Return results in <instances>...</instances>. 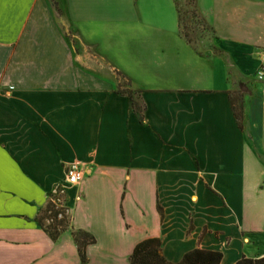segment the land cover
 I'll use <instances>...</instances> for the list:
<instances>
[{
	"label": "crops",
	"instance_id": "crops-1",
	"mask_svg": "<svg viewBox=\"0 0 264 264\" xmlns=\"http://www.w3.org/2000/svg\"><path fill=\"white\" fill-rule=\"evenodd\" d=\"M195 11L211 37L189 44L174 0H0V264H81L72 230L96 240L87 264H129L150 238L172 263L264 256V0ZM49 202L71 220L56 241Z\"/></svg>",
	"mask_w": 264,
	"mask_h": 264
},
{
	"label": "trees",
	"instance_id": "trees-1",
	"mask_svg": "<svg viewBox=\"0 0 264 264\" xmlns=\"http://www.w3.org/2000/svg\"><path fill=\"white\" fill-rule=\"evenodd\" d=\"M174 1L179 13L181 27V14L178 8V2L177 0ZM191 2L194 11L193 15L197 16L195 11V0H191ZM181 35L189 44L193 43V41L189 40L187 36L183 35L182 33ZM119 87L121 86L119 85ZM117 92L122 95H127V97L131 101L133 111L137 116L138 121L140 123H143V112L145 108L143 106H140L138 103V93L130 89H118ZM232 109L235 118L237 119L238 126L242 129V107L240 105H238V107H234L232 104ZM157 209L161 220L163 221L164 212L159 204L157 206ZM45 222H48L49 224L46 225ZM70 222L71 220L68 209L65 207L59 208L52 202H49L47 204L38 221L41 229L45 233H47L53 241H56L61 236V234L70 230ZM71 234L77 247L81 264H87L88 259L86 249L88 246L95 244V238L81 230H72ZM222 259L223 255L221 252L194 249L190 252H187L179 262L172 263L164 257L161 241L158 238H150L142 240L135 245L132 254L129 257V264H220ZM235 264H264V256L259 258H248L246 256H242Z\"/></svg>",
	"mask_w": 264,
	"mask_h": 264
},
{
	"label": "rangeland",
	"instance_id": "rangeland-1",
	"mask_svg": "<svg viewBox=\"0 0 264 264\" xmlns=\"http://www.w3.org/2000/svg\"><path fill=\"white\" fill-rule=\"evenodd\" d=\"M178 8L181 14V33L191 41L196 40V38H208L211 37V32L208 28L198 19L197 16L193 15V6L191 0H177ZM100 67L99 63H96L94 58H90L87 62L82 63V72L92 73L95 71H100V69H95L94 66ZM92 67V68H91ZM48 225V222H45Z\"/></svg>",
	"mask_w": 264,
	"mask_h": 264
},
{
	"label": "built area",
	"instance_id": "built-area-1",
	"mask_svg": "<svg viewBox=\"0 0 264 264\" xmlns=\"http://www.w3.org/2000/svg\"><path fill=\"white\" fill-rule=\"evenodd\" d=\"M255 82L263 84L264 85V49H263V56L262 61L258 67V69L255 72ZM66 178L67 183L69 185H78L81 183L84 179V172L80 165V163H73L66 167ZM53 203V202H52ZM54 204V203H53ZM57 207H63V206H57Z\"/></svg>",
	"mask_w": 264,
	"mask_h": 264
}]
</instances>
